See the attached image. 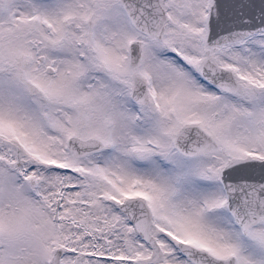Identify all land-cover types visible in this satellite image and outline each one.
<instances>
[{
  "label": "snow or ice",
  "instance_id": "snow-or-ice-1",
  "mask_svg": "<svg viewBox=\"0 0 264 264\" xmlns=\"http://www.w3.org/2000/svg\"><path fill=\"white\" fill-rule=\"evenodd\" d=\"M0 264H264V0H0Z\"/></svg>",
  "mask_w": 264,
  "mask_h": 264
}]
</instances>
